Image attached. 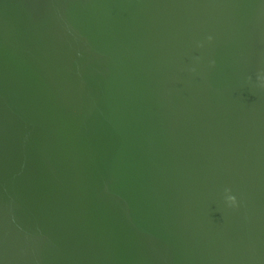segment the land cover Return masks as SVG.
Returning a JSON list of instances; mask_svg holds the SVG:
<instances>
[{
  "label": "water",
  "instance_id": "water-1",
  "mask_svg": "<svg viewBox=\"0 0 264 264\" xmlns=\"http://www.w3.org/2000/svg\"><path fill=\"white\" fill-rule=\"evenodd\" d=\"M258 77L264 0H0V264H264Z\"/></svg>",
  "mask_w": 264,
  "mask_h": 264
},
{
  "label": "clouds",
  "instance_id": "clouds-1",
  "mask_svg": "<svg viewBox=\"0 0 264 264\" xmlns=\"http://www.w3.org/2000/svg\"><path fill=\"white\" fill-rule=\"evenodd\" d=\"M258 80L261 81V85L264 86V77H258ZM227 200L230 201V206H235L236 205V198L235 196H227Z\"/></svg>",
  "mask_w": 264,
  "mask_h": 264
}]
</instances>
